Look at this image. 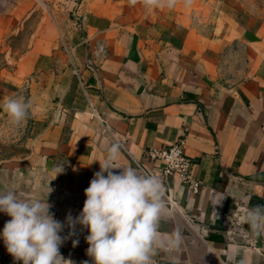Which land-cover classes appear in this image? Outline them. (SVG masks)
Listing matches in <instances>:
<instances>
[{
    "label": "crops",
    "instance_id": "crops-1",
    "mask_svg": "<svg viewBox=\"0 0 264 264\" xmlns=\"http://www.w3.org/2000/svg\"><path fill=\"white\" fill-rule=\"evenodd\" d=\"M80 1L82 29L59 0H0V114L25 85L32 105L27 131L0 129V191L48 201L61 236L79 241L61 254L92 264L88 229L68 217L82 211L99 160L118 145L120 165L155 172L147 150L180 139L202 183L193 193L165 180L176 207L165 196L152 264H237L245 253L264 264V235L246 221L264 204V0ZM46 8L54 35L15 57L8 38ZM10 219L0 213V231ZM0 264H22L2 238Z\"/></svg>",
    "mask_w": 264,
    "mask_h": 264
},
{
    "label": "clouds",
    "instance_id": "clouds-1",
    "mask_svg": "<svg viewBox=\"0 0 264 264\" xmlns=\"http://www.w3.org/2000/svg\"><path fill=\"white\" fill-rule=\"evenodd\" d=\"M159 2L145 0V5L152 7ZM130 3L135 4L136 0ZM174 3L175 0H167L169 7ZM2 106L13 123L21 126L32 105L18 95ZM118 159L119 147L112 145L106 157L99 160L100 170L84 190L82 211L75 219L69 216L68 224L73 230L77 224L88 229L86 251L92 264H152L154 247L160 244L158 222L169 214L165 190L157 175L120 165ZM50 207L48 201L24 197L15 189L0 191V213L11 217L0 231V238L14 260L22 264H69L70 260L60 252L64 225L54 218ZM246 221L252 235H264V204L250 206ZM78 243L73 241L74 245ZM178 243L177 237L169 241L168 247L174 248ZM237 254L230 251L229 260ZM237 264H250L247 253Z\"/></svg>",
    "mask_w": 264,
    "mask_h": 264
},
{
    "label": "built area",
    "instance_id": "built-area-1",
    "mask_svg": "<svg viewBox=\"0 0 264 264\" xmlns=\"http://www.w3.org/2000/svg\"><path fill=\"white\" fill-rule=\"evenodd\" d=\"M80 6H76L73 12V17L77 21V26L79 28H83L85 23V16L79 13ZM105 54V48L103 46H99L98 51L96 53V58H101ZM92 61V63H95ZM91 64V63H90ZM93 65V64H91ZM23 95L26 99H28V87L25 85L22 89L17 92L15 95ZM1 117V125L0 129L3 131H7L8 134L12 131H27L28 125L27 121L21 126H17L11 120L9 114L4 108L3 112L0 114ZM147 155L150 161L152 162L155 172H150L151 174L157 175L160 173L164 178V182H161L164 190L165 196L167 197L168 203L173 207H176L175 202L171 199L170 195L166 193L168 190V186L165 183V180H169V178H173L174 176H178L181 178L182 183L189 189L193 191V193H198L201 187V180H199L194 174V164L193 159L186 152L185 144L183 140H177L168 146L162 147H151L147 150ZM64 242L61 245L62 247H70L74 246L73 241L75 240L74 235L70 231H65L63 233Z\"/></svg>",
    "mask_w": 264,
    "mask_h": 264
},
{
    "label": "rangeland",
    "instance_id": "rangeland-1",
    "mask_svg": "<svg viewBox=\"0 0 264 264\" xmlns=\"http://www.w3.org/2000/svg\"><path fill=\"white\" fill-rule=\"evenodd\" d=\"M80 3V0H59L62 14L66 15L68 18H73L75 7L80 6ZM45 16L46 18H42V20L37 15L31 16L29 24L25 25L22 30L8 38L7 42L14 50L15 57L21 56L27 49L32 48L37 36L42 39V41L38 43V45H41L44 43V40H48L49 36L54 35L55 26L52 25L54 24L53 18L48 8L45 10ZM50 22L52 24H50ZM4 62L5 60H3L2 53H0V64L2 65Z\"/></svg>",
    "mask_w": 264,
    "mask_h": 264
}]
</instances>
